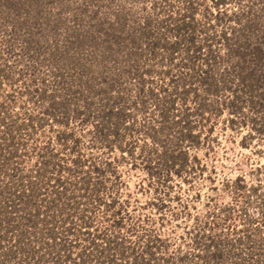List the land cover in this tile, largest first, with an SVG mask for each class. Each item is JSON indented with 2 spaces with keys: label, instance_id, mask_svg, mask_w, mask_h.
Returning a JSON list of instances; mask_svg holds the SVG:
<instances>
[{
  "label": "rangeland",
  "instance_id": "rangeland-1",
  "mask_svg": "<svg viewBox=\"0 0 264 264\" xmlns=\"http://www.w3.org/2000/svg\"><path fill=\"white\" fill-rule=\"evenodd\" d=\"M239 42L246 55L232 51ZM257 45L262 57L264 0H0V200L32 181V212L97 221L54 222L48 243V215L33 225L19 211L25 234L5 227L0 262L28 252L32 264H264ZM241 60L253 90L232 72ZM96 225L119 245L93 248ZM247 230L244 245L223 240Z\"/></svg>",
  "mask_w": 264,
  "mask_h": 264
},
{
  "label": "trees",
  "instance_id": "trees-1",
  "mask_svg": "<svg viewBox=\"0 0 264 264\" xmlns=\"http://www.w3.org/2000/svg\"><path fill=\"white\" fill-rule=\"evenodd\" d=\"M184 16H187V15L185 14ZM179 29H181V28L179 27ZM192 38L194 39V37H192ZM225 38L228 39L227 36L223 37L222 39L225 40ZM231 48H232V51H234L235 53H238L240 55H246V53H244V51H242V48H243L242 42H239L238 45H237V47H231ZM199 49L201 50L202 47L200 46ZM256 50L258 51V54H259L258 56H260L259 58H264V55H262V57H261V54H262L261 51H263V50L261 49V46L260 45H257L256 46ZM195 58H196V56H195ZM241 62H243V61L241 60ZM247 69H248V66L246 65L245 62H243L242 64L239 62L238 63V66L233 65L232 72H238L239 73V75H238L240 77L239 79H242V81H243V87L245 89H252L253 90V87H255L254 83L251 82L250 84H247L246 83V80L249 77H253L254 76V73L251 70H250V72L247 71ZM229 72L231 73V71H229ZM200 78H201V80H200L201 82H203L204 84L206 83V87H207V85L209 86L208 87L209 90H213V89L215 91L218 90L217 87L214 86V84L216 85L217 83L216 82L214 83V81L210 80L209 76H206V77L200 76ZM258 84H259L258 85V88H261V87L264 86V74L261 77H259ZM263 95H264V93H263ZM237 98L240 99V95H237ZM238 101H240V100H238ZM234 103L236 104V102H234ZM244 103H246V102H244ZM244 103H242V105L240 106V109H243V104ZM247 104H251V106L254 107V108L257 106V101H255L254 96H251V99L247 102ZM1 134H2V131L0 129V146L1 145L4 146V149H5L4 141L7 139V137H5L6 135H2L1 136ZM11 138H12V135H11ZM10 146L11 145L8 144V147L9 148H10ZM10 152L11 153H10L9 156H11V158L17 157V151L15 152V151L12 150ZM62 183H63V181H62ZM23 184L24 185H22L20 188L15 189L14 192H12L10 188L3 190L5 199L2 198L0 200V241H2V243L4 242L3 241V239L5 238L4 235L6 233H8L7 231L4 232L5 227H7V226L9 227L12 224L14 226H16V227L19 228V230L17 232H19V234H20L21 237L25 234L24 231H23V229H22V227L24 225L19 223L22 220L19 221V218H18V220L15 221L16 220V216L18 215V212L19 211L21 213L25 211L24 217H26V219L28 218L27 220H29V221L30 220H33V221H31L33 225L34 224L36 225V223H37V221L35 220V218L37 216H39L41 214L42 215L43 214L44 215H48L47 216V219L50 218L48 220V223L52 227V228L49 229V230H51V232L49 233L50 234V237H48L46 239L48 243L51 240L52 241L54 240L55 242H57V236H56L55 229H54L55 227L52 226V225H54V222L57 225L65 224V226H69L70 228H73L75 226H78L79 230H83V228H90V226H94L97 223V221H95V219H94L95 217H92L90 220H87L88 217L85 215V213L84 214L78 213L80 215V217H73V215H71L69 213L68 216H63L62 219H60V218L58 219L57 217L55 218V215H54V217H53V215H51L53 217V219H51L52 217L51 216L49 217V214H50V211H49L50 205H49V207L46 206V209L44 211L45 213L42 212L41 210H37V211L32 212L31 211L32 210L31 205L33 203V200L30 198L31 195H29V193L32 190L33 191V193H32L33 195L32 196L35 197V194H34V188H35V186L33 185V182L32 181H30V184H29V186H31V188H29L27 184L25 185L24 182H23ZM238 186H240V188H245L247 186V184L244 182L243 178L242 179H239ZM254 189L255 190H258V188H254ZM62 190H64V187L63 186H61V191ZM61 191H60V195H63L64 192H61ZM65 193L66 194L68 193L67 190H66ZM60 197L62 199V196H60ZM78 203H77V206L75 207V211L73 210L76 214H77V209L79 208ZM51 204L52 205L55 204V200H52L51 201ZM67 209L68 208H66V207L63 208V210H65V211ZM70 218H71V221H69ZM79 219L81 220L82 223L79 222ZM255 219L256 218H253L252 221L254 222ZM67 221H68V223H67ZM16 223L18 225H16ZM98 227H99V225L96 227V232L93 235V242H90L91 244L94 245L93 248H96L98 250H99V248H101L102 250H100V252L101 251L103 252V251H105L107 249H113V247H115V245L116 246L119 245V242H117L118 241L117 240V237L112 234V231L109 234L108 232H106V230L109 231V229L107 227H104V228H101L100 227L99 229H97ZM86 230H89V232H90L89 234H91L90 229H86ZM258 230H259V228H257V231ZM250 233L251 232H249L247 230V232L245 234L244 233L243 234H239V236L236 239H226L225 238L223 240H225V241H231V243L233 245H235V243H237L239 241V244L240 245H244L248 241L254 240V239H252V234L250 235ZM209 239L211 241V244L209 246H213L214 245L217 248L215 251H210L209 250V254H211L212 257L219 258V256L222 255V252L219 249V247H220L219 240L220 239H218L217 237H214L213 234L210 235V238ZM247 239H249V240H247ZM19 242H22V240H20ZM75 244H77V242ZM19 245H20V243L18 244V246ZM70 245L73 246V244H70ZM251 245L252 244H250V247H251ZM0 246H2V244H0ZM6 246H8L10 248H13L14 252H16L15 249L27 251L26 250L27 247H25V246L22 247L21 245H20V248H18V246L13 245L12 243L10 245H6ZM6 246H5V248H6ZM63 246H69V245L64 244ZM7 250L9 252H13L12 249H7ZM4 253H6V256H8V255L11 256V254L7 253V251L4 252ZM20 253L21 252H18V256H20V258L17 259V261H19L18 263L25 264V262H27V263H30L31 262L30 259H27V258H31L33 256V255H31V253H28V252H27V254H26V252H23V254H20ZM72 254L73 253H71V251H68L67 257L68 258L69 257H72ZM194 256H196V255H194ZM197 256H202V255L199 254ZM207 257H209V255H207ZM208 260L210 261V264H224V263L226 264V259H212V260L211 259H208ZM11 262H12V259H2L1 262H0V264H9ZM30 264H32V263H30ZM33 264H35V263H33Z\"/></svg>",
  "mask_w": 264,
  "mask_h": 264
}]
</instances>
